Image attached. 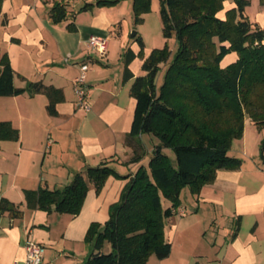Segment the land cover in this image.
<instances>
[{
    "label": "crops",
    "instance_id": "0c3cea01",
    "mask_svg": "<svg viewBox=\"0 0 264 264\" xmlns=\"http://www.w3.org/2000/svg\"><path fill=\"white\" fill-rule=\"evenodd\" d=\"M55 1L70 0L2 1L0 56L4 52L8 56L14 86L41 81L61 90L62 99L55 104L57 114L51 116L44 94L0 96V121L10 122L19 135L17 140L0 141V200L5 198L20 210L17 217L8 211L0 214V264H23L27 240L44 247L41 264H84L92 251L86 231L91 223L107 220L127 178L109 175L98 192L87 180L76 215L57 213L53 208L50 212L29 209L24 190L61 187L75 173L85 175L88 167L103 162L126 175L142 160L129 162L134 143L129 144L127 135L135 99L129 93L130 80H122L126 45H121L115 64L107 56L108 41L103 56L85 52L81 45L90 35L107 40L110 20L100 12L87 24L73 21L75 29L68 30L48 17ZM233 6L234 2L226 5L223 1L217 16L223 19ZM258 7L262 10L254 22L261 27L264 8L259 2ZM65 31L78 35L75 47L63 36ZM129 49L135 55L129 69L134 76L143 75L141 64L147 53L138 58L137 46ZM98 58H104L103 62ZM236 58L231 52L220 65ZM82 62L88 64V110L76 106L73 92ZM144 136L139 139L146 152ZM263 139L264 128H256L245 118L242 137L233 140L228 151L242 160L241 166L218 170L214 181L198 194L181 191L178 209L165 220L169 254L164 258L151 255L144 264H264V151L263 159L259 157ZM108 250L104 244L103 251Z\"/></svg>",
    "mask_w": 264,
    "mask_h": 264
},
{
    "label": "trees",
    "instance_id": "16d2710c",
    "mask_svg": "<svg viewBox=\"0 0 264 264\" xmlns=\"http://www.w3.org/2000/svg\"><path fill=\"white\" fill-rule=\"evenodd\" d=\"M2 1L0 0V14ZM118 0H96L97 5H110ZM224 0H158L162 34L175 36L178 43L172 59L167 45L152 49L143 59V75L134 76L129 64L135 57L127 48L123 53L122 80L129 81V93L135 99L133 118L127 135L133 144L129 162L145 155L139 136L150 134L157 139L148 159V167L139 165L133 173L118 174L103 162L88 167L85 175L75 173L71 180L57 188L39 186L24 190L29 209L76 215L87 192V180L98 192L109 175L127 178L119 199L109 208L103 224L91 223L85 240L92 251L84 264H144L149 256L164 258L170 243L165 235V220L178 209L180 193L185 187L198 194L205 184L214 181L220 169L233 170L242 160L230 156L233 140L243 135L244 119L258 129L264 128V30L245 12L249 0H233L223 19L217 13ZM264 8V0H258ZM93 3H85L79 11ZM151 0H132L135 22L149 12ZM66 3L55 1L48 17L54 24L66 19ZM74 30L73 22L66 24ZM140 47L143 42L135 33ZM237 58L222 68L220 63L229 53ZM141 52L139 51V54ZM164 65L162 82L156 76ZM14 71L7 54L0 56V96L44 94L46 111L57 114L55 104L62 92L41 81H27L15 87ZM18 130L8 121H0V141L17 140ZM167 148L174 160L163 152ZM264 139L259 145L263 159ZM169 206L164 207L162 200ZM8 211L20 215L17 205L0 200V214ZM104 244L109 245L107 252Z\"/></svg>",
    "mask_w": 264,
    "mask_h": 264
},
{
    "label": "rangeland",
    "instance_id": "374dc122",
    "mask_svg": "<svg viewBox=\"0 0 264 264\" xmlns=\"http://www.w3.org/2000/svg\"><path fill=\"white\" fill-rule=\"evenodd\" d=\"M249 5L245 8V12L250 18V20L254 21L257 17L258 13L261 12L262 9L258 7L257 0H249ZM225 4L232 3L233 0H224ZM66 3L67 8V16L66 19L63 20L60 25L65 28V25L69 22H75L76 24L83 23L87 24L93 16L102 12L106 15V17L110 20L111 23V32H109L107 36L108 41V53L107 56L112 63H116L117 58L119 57V50L121 45L125 44L126 48H130L131 45L137 46V49L141 52L137 53L138 58H141L144 54L148 53L154 48H161L164 45H167L170 50L169 59L175 55L178 43L175 39V36L165 38L162 34V25L159 17V2L158 0H151L150 10L149 12L143 14L141 22H135L133 13H132V0H118L117 2L110 5H97L96 0H70ZM85 3H93L87 10L79 11V8L83 6ZM100 14L101 17L103 14ZM261 28L264 30V25H261ZM135 31L137 36H140L143 42V48L140 50V47L136 41L134 36L131 37V33ZM62 36V35H61ZM66 37L65 39H69L73 47L76 46L78 40V35L76 32H68L65 31L63 35ZM81 48L85 52L93 53L92 50L88 49L86 44L83 42ZM98 55L97 53H95ZM73 55V54H71ZM98 57V56H96ZM103 62L104 58H98ZM228 60V59H227ZM225 61V63L227 62ZM228 65V64H227ZM227 65H222L224 68ZM164 65H161V70L158 72L156 76V85L159 86L162 82L163 74H164ZM142 74V71L141 73ZM144 142L146 146V152L144 158H142L140 164L145 168L148 166V159L152 155L153 145L158 141L157 139L150 135L145 134ZM163 152L167 154L170 159L174 160V154L171 150L164 148ZM139 166V165H138ZM137 166V167H138ZM136 167V168H137ZM135 171V170H134ZM184 192H189L188 188L182 189ZM162 204L164 207L169 206V202L167 200H162Z\"/></svg>",
    "mask_w": 264,
    "mask_h": 264
},
{
    "label": "built area",
    "instance_id": "2783aa9c",
    "mask_svg": "<svg viewBox=\"0 0 264 264\" xmlns=\"http://www.w3.org/2000/svg\"><path fill=\"white\" fill-rule=\"evenodd\" d=\"M85 44L87 48L92 50L101 56L105 55L107 40L104 37L97 35H90ZM68 58H65L67 61ZM88 70V64L82 62L79 64L78 74L75 76L73 81V92L76 98V106L84 110L89 109V104L87 102V92L88 88L86 85V72ZM182 213V212H180ZM26 257L23 264H41L44 247L40 244L34 243L27 240L25 242Z\"/></svg>",
    "mask_w": 264,
    "mask_h": 264
},
{
    "label": "water",
    "instance_id": "95a60500",
    "mask_svg": "<svg viewBox=\"0 0 264 264\" xmlns=\"http://www.w3.org/2000/svg\"><path fill=\"white\" fill-rule=\"evenodd\" d=\"M135 33H136V32H135V31H133V32L131 33V37H132V36H134V35H135Z\"/></svg>",
    "mask_w": 264,
    "mask_h": 264
}]
</instances>
